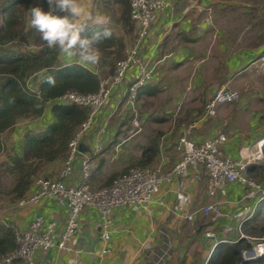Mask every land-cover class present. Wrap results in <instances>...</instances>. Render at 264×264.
I'll use <instances>...</instances> for the list:
<instances>
[{
	"label": "crops",
	"instance_id": "crops-1",
	"mask_svg": "<svg viewBox=\"0 0 264 264\" xmlns=\"http://www.w3.org/2000/svg\"><path fill=\"white\" fill-rule=\"evenodd\" d=\"M172 1L175 6L174 17L168 12L161 14L141 45L145 56L160 59L154 79L142 88V94L152 96L163 89L161 82L170 78L175 80L173 78L176 75H181L179 79L188 81V85L186 86L184 81L180 82L182 90L179 89V100L184 98L185 93L190 95L197 89L200 76L210 81L204 85L201 93L207 100L228 80L231 87L241 89L242 98H248L246 93L259 86L258 83H251L256 82L257 77L250 76L253 73L249 70L259 63H264V39L245 40L244 32L250 24L259 23L263 15H259L257 21H247L245 25L244 17L249 10L229 9L226 0ZM78 4L83 9L82 15L76 18L78 24H92L99 17L107 20L105 25L111 24V29L117 37L121 36L126 40V30L106 12L99 13L102 8L99 0H78ZM259 12L263 13L264 10ZM254 14L255 12L252 13L253 16ZM129 41L127 40L126 44ZM216 44H220V51L217 50ZM234 57L237 58L233 59ZM72 62L81 63L100 73V62L85 63L78 55L69 57L60 53V64ZM239 72L244 75L249 73L243 80V88L233 84L234 76ZM47 73L48 69L34 71L27 77V83L37 89ZM204 75L209 76L205 78ZM155 88L157 92L150 93ZM120 89H115L110 105L99 111L100 118L119 102ZM140 96L138 95V98ZM250 98L259 101L263 100L264 95L259 92L251 93ZM52 106L53 103H48L42 115L19 118L13 126L0 132V165L6 161V154L22 156V145L27 131L43 130L55 120ZM244 107L245 105H239L232 113L228 109L223 111V108L218 107L215 116L205 114L204 108V115L197 117L193 122L194 138L204 140L217 128L222 127L231 138L224 144V153L234 157H246L249 162L248 172L264 185V147L263 155H257V142L264 139V109L257 106L252 110L243 111ZM121 108L128 113L129 109L121 105L118 110ZM184 112L186 115H195L197 110L195 106L187 105ZM227 120L229 122H226ZM99 122L85 133L81 142L83 151L95 147ZM121 123H124V120L111 122L109 132L105 136V149L99 157L100 166L95 175L101 173L106 180L113 172L126 171L133 162H138L146 146V142L137 138L138 133L127 138L118 135L121 128L126 127V124L121 126ZM186 124L180 126L177 132L163 134L166 151L173 150V145ZM160 157L159 150L153 163L159 162ZM64 161L65 158H57L49 162L40 174L57 177ZM35 178L25 196L38 189ZM208 186L209 181L204 172L202 177H199L197 170L190 168L184 176H177L173 181L163 184L156 200L149 207H116L113 213L115 230L106 243L101 237L98 210L91 206L85 208L80 214V225L74 241L76 246L82 248L81 257L84 264H209L213 253L222 244L237 243L238 248L242 245L244 239L240 238L239 232V224L242 221L246 233L256 238L264 237V198L259 201L258 196H248L249 190L238 182L230 183L218 194L223 199V213L209 217L196 213L194 220H188L185 214L195 211L211 200ZM19 200H4L0 197V222L6 221L17 228H26L36 214L42 213L60 222H64L67 216L65 199L46 197L38 202L25 204H20ZM254 207V215L246 218ZM106 245L111 247V251L100 254ZM224 251L225 247L222 252ZM263 256L246 264H264ZM16 264L26 263L17 260ZM35 264L72 263L67 252L50 248L36 254Z\"/></svg>",
	"mask_w": 264,
	"mask_h": 264
},
{
	"label": "built area",
	"instance_id": "built-area-1",
	"mask_svg": "<svg viewBox=\"0 0 264 264\" xmlns=\"http://www.w3.org/2000/svg\"><path fill=\"white\" fill-rule=\"evenodd\" d=\"M130 7L135 36L132 40L129 39L125 57L117 61L114 71L100 78L99 90L82 93L72 89L48 101L53 104L77 103L88 108V116L69 141L67 156L59 175L36 178L38 189L23 196L19 203L38 202L46 197L65 199L67 216L64 222L49 218L42 213L36 214L26 228L16 229V245L9 252H0V264H16L17 260H22L26 264H35L36 254L50 248L67 252L72 264H84L81 257L82 248L76 246L74 241L80 225V214L85 208L91 206L98 210L101 237L106 243L115 230L113 213L116 207L125 205L149 207L156 200L163 184L173 181L177 176L178 178L184 176L190 168H195L199 177H202L203 172L207 176L211 200L195 211L185 214L188 220H194L196 213H201L205 217L223 213V199L218 194L232 182L246 186L249 190L248 196H258L259 201L264 198V185L248 172L249 162L246 157H234L224 153V144L231 139L229 134L220 127L210 137L199 141L194 138L193 122L182 127L172 151H166L165 137H162L159 162L152 165L131 166L114 178L112 183L94 187L93 176L99 168L100 154L105 149V136L119 106L123 105L131 112L130 135L143 129L137 98L139 90L154 79L160 59L145 56L141 45L161 14L168 12L172 17L175 15L172 0H130ZM229 84L230 80L226 81L208 98L205 114L215 116L220 104L241 99V91ZM117 87L121 88L119 102L100 118L99 111L110 105L111 97ZM30 88L38 90L31 86ZM98 121L100 125L95 147L83 151L82 139ZM263 141L264 139L257 143L258 156L263 155ZM159 201L162 202L161 199ZM254 213L255 207L246 218H251ZM243 229L242 221L239 224L240 238L247 243L243 245V242L239 249L240 258L232 264H243L244 261L255 260L264 255V237L256 238ZM207 233L211 232L207 231ZM110 251L111 247L106 245L100 254Z\"/></svg>",
	"mask_w": 264,
	"mask_h": 264
},
{
	"label": "trees",
	"instance_id": "trees-1",
	"mask_svg": "<svg viewBox=\"0 0 264 264\" xmlns=\"http://www.w3.org/2000/svg\"><path fill=\"white\" fill-rule=\"evenodd\" d=\"M99 4L102 8L110 9L112 19L122 21L129 31L135 30L134 21L130 16V0H99ZM36 6L49 10L47 0H2L0 3V132L13 126L19 118H34L42 115L50 99L68 90L75 89L82 93H90L97 92L100 87L101 79L96 71L77 62L60 64L59 48L49 49L46 42L41 39L40 32L27 24V12ZM81 26L85 29L82 36H91L103 27L110 29L111 38L94 47L106 49L113 46L108 51L116 55L110 66L113 71L116 61L125 57L123 39L117 37L109 25L97 26L96 23H92ZM17 38L40 39L42 43L38 44L42 46L29 51L5 47ZM41 69H48V73L40 83L38 87L40 93H38V90L30 88L27 77ZM49 77L55 79V86L47 83ZM142 88L139 90V96L142 94ZM152 91L150 93L154 94L157 89ZM52 110L55 120L47 128L39 131L29 130L25 133L21 157L6 154L4 163L17 175V182L9 190L16 194L13 199L25 196L33 180L32 177L40 174L46 164L57 158H66L69 141L89 112L87 107L73 102H56ZM1 146L0 139V149ZM158 153L159 142L153 139L151 144L144 147L137 164L153 163ZM121 173L116 172L110 176L107 184L112 183L113 178ZM16 229L17 227L12 223L0 222V252H9L15 247ZM224 247L226 251L222 252ZM239 258L240 250L237 243L222 244L213 253L209 264H232ZM248 262L244 261L243 264Z\"/></svg>",
	"mask_w": 264,
	"mask_h": 264
},
{
	"label": "rangeland",
	"instance_id": "rangeland-1",
	"mask_svg": "<svg viewBox=\"0 0 264 264\" xmlns=\"http://www.w3.org/2000/svg\"><path fill=\"white\" fill-rule=\"evenodd\" d=\"M2 0H0L1 3ZM225 3H227L229 9H244V10H249V12L246 14L244 17L245 19V25L247 21H257L256 18L259 20V15H263L261 18L260 22L255 23V24H250L249 28H246L244 32V37L245 40L250 38L249 40L253 41H263L264 39V12L260 13L259 10H264V0H226ZM232 7V8H230ZM105 9V11H104ZM100 9L99 13H107L108 16L111 15L110 9ZM55 11V9H52ZM103 10V11H101ZM254 16L252 13H254ZM117 23L122 26L126 30V34L124 35L126 40L121 37L124 41L125 44V53H126V41L131 38V40L135 36V30L129 31L128 27L120 20H116ZM27 24L31 25V10L27 12ZM111 26V24H110ZM42 43V40L40 39H34V38H28V39H15L12 40V42H9L5 47H12V48H20L24 50H31V49H39L42 45L38 44ZM217 50L220 51V44H216ZM110 48H113L110 47ZM110 48L106 49H98L100 52V60H99V67L101 68L99 76L100 78L108 76L110 73H112L116 67V63L113 65V71L110 69V66H112V63L116 57L114 53H110ZM246 51H244L245 54ZM237 57H234L233 59H236ZM251 74L250 76L257 77L256 82H251L253 85L258 83V88L251 90L250 92L246 93L248 98H250L251 93H257L259 92L264 95V63H259L258 66H253L249 70ZM204 73V72H203ZM241 72L237 73L234 76L233 84H238L240 88H243V80L244 78L249 76V73L247 72L245 75L240 74ZM244 75V76H243ZM209 75H204L205 78H207ZM179 77L181 75H176L172 80L171 78L167 81H163L160 84L163 86V89L159 90L156 94L149 96V95H141L139 98H137V106L139 112H140V117L142 119L143 123V129L138 132L137 138H140L141 141L146 142V146L152 143L153 139H157L159 142V149H160V142L163 137V134L170 135L171 132H177L184 123H189V122H195L196 118L199 116L204 115V108L205 104L207 102V97H204L202 93V90H204V85L210 81L205 80L202 76L199 77L198 83H197V89L190 95H186L187 93L184 94V98L180 99L179 89L182 90L180 82L184 81L185 85H188V81L186 80H180ZM202 77V78H201ZM194 86V85H193ZM241 90V89H240ZM189 94V93H188ZM244 94V92H243ZM248 98H242L237 102H231V103H222L218 107L220 109H228L229 112H234L236 111L237 106L239 105H245L243 111H249L252 110L253 108H257V106H261L260 108L264 109V98L263 100L255 101L257 99H248ZM248 99V100H247ZM187 105H193L195 106V109L197 110V113L195 115H191L188 113L184 112L185 107ZM261 109V111H263ZM187 116V117H185ZM195 116V117H194ZM131 112L128 113L126 110H123L122 108L117 111V113L113 116L111 122H120V120H124V123H121V126L123 124H126L125 128H121L122 130L120 131V136L123 138H127L130 135V131L132 129L131 126ZM188 120V121H187ZM187 121V122H186ZM226 122H229L228 120ZM246 130V129H244ZM248 130V129H247ZM258 143V142H257ZM145 147V146H144ZM154 163H149L148 165H152ZM139 165L137 162H133L131 166H136ZM147 165V164H146ZM98 169L96 170V172ZM95 172V173H96ZM120 171L119 173H121ZM114 173L113 172L110 176H112ZM16 173L13 172V170L7 166V164L3 163L0 165V186H1V191H0V197L3 198L4 200H13L14 196H16L15 193H12L9 191L17 180V175ZM41 176H45L44 174H37L32 177V179L39 178ZM110 176H107L108 179ZM116 177V176H115ZM114 177V178H115ZM35 178V179H36ZM113 178V179H114ZM107 179V180H108ZM106 179H104L101 176V173L99 175L93 176V185L94 187H99L102 185H105L108 183ZM17 182V181H16ZM102 183V184H101ZM3 190V191H2ZM22 198V197H21ZM19 198V199H21ZM247 242H244L243 245H246Z\"/></svg>",
	"mask_w": 264,
	"mask_h": 264
},
{
	"label": "clouds",
	"instance_id": "clouds-1",
	"mask_svg": "<svg viewBox=\"0 0 264 264\" xmlns=\"http://www.w3.org/2000/svg\"><path fill=\"white\" fill-rule=\"evenodd\" d=\"M47 4L49 10L40 6L31 9V25L40 32L47 47L59 48L62 54L69 57L78 55L85 63H98L100 53L94 45L111 38L110 29L103 27L91 36H82L85 29L76 22V18L83 13L78 0H47ZM95 23L102 26L107 24V20L98 17ZM47 83L55 86V79L49 77Z\"/></svg>",
	"mask_w": 264,
	"mask_h": 264
},
{
	"label": "bare ground",
	"instance_id": "bare-ground-1",
	"mask_svg": "<svg viewBox=\"0 0 264 264\" xmlns=\"http://www.w3.org/2000/svg\"><path fill=\"white\" fill-rule=\"evenodd\" d=\"M262 144H263V147H264V141H263V143H262Z\"/></svg>",
	"mask_w": 264,
	"mask_h": 264
},
{
	"label": "water",
	"instance_id": "water-1",
	"mask_svg": "<svg viewBox=\"0 0 264 264\" xmlns=\"http://www.w3.org/2000/svg\"><path fill=\"white\" fill-rule=\"evenodd\" d=\"M241 248V246H239V249ZM247 262V261H246Z\"/></svg>",
	"mask_w": 264,
	"mask_h": 264
}]
</instances>
